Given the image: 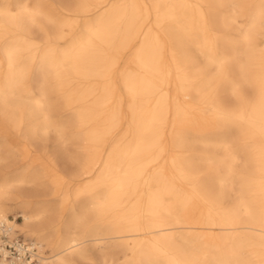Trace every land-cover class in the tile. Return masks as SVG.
<instances>
[{
  "label": "bare ground",
  "instance_id": "6f19581e",
  "mask_svg": "<svg viewBox=\"0 0 264 264\" xmlns=\"http://www.w3.org/2000/svg\"><path fill=\"white\" fill-rule=\"evenodd\" d=\"M0 174L15 264H264V0H0Z\"/></svg>",
  "mask_w": 264,
  "mask_h": 264
},
{
  "label": "rangeland",
  "instance_id": "374dc122",
  "mask_svg": "<svg viewBox=\"0 0 264 264\" xmlns=\"http://www.w3.org/2000/svg\"><path fill=\"white\" fill-rule=\"evenodd\" d=\"M68 2L70 4H73L74 3V0H68ZM53 13H55V15H57L60 18H66V17H69V16H73V13L66 12L64 9H62L60 7H58L57 10H54ZM241 25H242V23H241ZM49 136L50 137H53L54 136V133L53 132H49ZM6 143H8L7 140L5 141L4 144L6 145ZM49 143H50V147H51V145L53 143H51V141H49ZM81 143H82V146H85V144H86L84 141H82ZM70 148H72V150H73V147L70 146ZM84 148L85 147H80V150H85ZM80 150H78V151H80ZM57 162H58V169L62 172L63 176H65L66 178H68L67 172H69L71 170H74L75 169V164L72 163V162H69V161H64V160H63V162L62 161H57ZM73 164H74V166H73ZM56 179L57 178L54 176L53 171H49L48 173H46L44 175V177L41 179L42 184L45 185V187H40V188H43V189H39L40 193L41 194H44V193L51 192L52 189H53V185H58L59 187H62L63 189L66 187V185H64L65 184L64 181H63V183L60 184V181L59 180H56ZM32 186H33V184H26L24 187H25V189H27V191L29 193H33L36 190ZM67 188L69 190H71L72 185H69ZM45 197L46 198H50L51 196L49 194H47V195H45ZM20 214H21L20 208H14L10 212H8L7 218L8 219H11V220H14L15 219V220H17V221L20 222V221H22V218H21ZM67 215H68V211L65 210V216H67ZM16 235H19V237H21L22 239H25V240L30 239V237H28V236H27V238L24 237V235H22L20 233V230L18 228L16 230ZM89 248H90L89 249L90 251H88V253L90 254V257L91 258L90 259H84V260H78L77 264L78 263L79 264H100L101 261H100L99 255H97L98 254L97 248H95L93 246L92 247H89ZM43 251H44V254L45 255L49 253V247H47L45 244L43 246ZM90 252H92V253H90Z\"/></svg>",
  "mask_w": 264,
  "mask_h": 264
},
{
  "label": "built area",
  "instance_id": "2783aa9c",
  "mask_svg": "<svg viewBox=\"0 0 264 264\" xmlns=\"http://www.w3.org/2000/svg\"><path fill=\"white\" fill-rule=\"evenodd\" d=\"M1 228L0 257L5 259L4 264H15L19 261L34 263L37 260V248L29 239L25 241L19 236L10 239L5 234L6 227Z\"/></svg>",
  "mask_w": 264,
  "mask_h": 264
}]
</instances>
